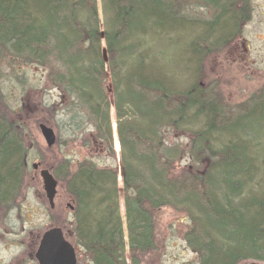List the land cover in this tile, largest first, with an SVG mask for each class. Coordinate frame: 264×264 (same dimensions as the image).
I'll return each instance as SVG.
<instances>
[{
    "label": "trees",
    "instance_id": "trees-1",
    "mask_svg": "<svg viewBox=\"0 0 264 264\" xmlns=\"http://www.w3.org/2000/svg\"><path fill=\"white\" fill-rule=\"evenodd\" d=\"M248 2L101 0V30L96 0H0V73L46 69V85L60 98L41 101L37 112L39 122L55 127L54 145L62 134L71 141L84 135L83 147L95 142L114 160V116L121 189L118 165L86 158L71 168L62 157L55 166L45 156L52 147L40 151L39 167L71 200L72 222L50 213L51 227L65 232L70 225L77 257L142 264L156 249V214L168 207L188 219L183 240L197 264L264 263V86L229 107L197 79L203 59L240 33ZM193 6L210 15L196 17L201 34L182 39ZM0 100L5 218L23 187L29 146L1 93Z\"/></svg>",
    "mask_w": 264,
    "mask_h": 264
},
{
    "label": "rangeland",
    "instance_id": "rangeland-1",
    "mask_svg": "<svg viewBox=\"0 0 264 264\" xmlns=\"http://www.w3.org/2000/svg\"><path fill=\"white\" fill-rule=\"evenodd\" d=\"M248 1L250 17L241 25L240 33L226 47L203 59L197 78L198 83L203 87L207 86L216 90L222 101L229 107L243 103L264 86V0ZM96 6L99 26L103 30L101 0H96ZM190 9L191 12L188 14L191 15L186 16L189 19H183L187 26L184 25L180 32L182 39L186 38L187 33L191 34V31H194L193 35L200 33L201 28L196 17L203 19L210 15L207 8L193 6ZM101 46L104 49L103 40ZM103 54L105 56V51ZM1 71L0 93L11 109L12 119L25 128L29 152L26 162L27 174L16 205L5 218L0 215V264H37L34 253L43 232L51 228L50 213H53V216L66 217L69 224L73 219L72 212L67 206H71V200L64 193L62 186L59 184L57 186L54 208L51 210L45 197L39 169L34 170L31 167L32 163H42L40 151H44L47 147L38 125L44 124L49 127V123L38 121L40 112H37V107L41 101L56 103L60 95L56 89L46 85L45 68L30 65L15 68L13 72L2 67ZM52 125H54L53 122ZM50 128L57 137L55 127ZM113 133L117 141L116 123L111 113V143L114 160L105 157L104 150L95 142L91 141L89 147H83L84 135L71 141L66 134H62L60 145H52L51 152L44 155L49 164L55 166L62 157L71 162V168L78 161L86 158L92 159L97 165L108 163L117 166L119 147L115 145ZM186 163L187 160H182L176 170L182 169ZM117 186L121 189V179L118 177ZM119 205L124 222L121 198ZM155 218L156 249L143 258L142 264H197L196 254L186 246L183 240V234L189 226L188 219L168 207L159 209ZM70 231L71 227L68 225L64 236L72 243ZM124 240L125 256L128 257L126 233ZM77 260L78 264H91L82 254L77 257Z\"/></svg>",
    "mask_w": 264,
    "mask_h": 264
},
{
    "label": "water",
    "instance_id": "water-1",
    "mask_svg": "<svg viewBox=\"0 0 264 264\" xmlns=\"http://www.w3.org/2000/svg\"><path fill=\"white\" fill-rule=\"evenodd\" d=\"M38 128L46 146L51 147L55 142L53 129L44 124H39ZM31 166L33 169H37L39 165L38 163H32ZM119 175L121 177V173H119ZM39 176L42 181L48 205L50 208H53L54 197L57 191V180L47 169H40ZM34 257L38 264H76L74 248L71 243L65 239L59 227H52L43 232L39 239ZM244 264L264 263L260 261H250Z\"/></svg>",
    "mask_w": 264,
    "mask_h": 264
},
{
    "label": "flooded vegetation",
    "instance_id": "flooded-vegetation-1",
    "mask_svg": "<svg viewBox=\"0 0 264 264\" xmlns=\"http://www.w3.org/2000/svg\"><path fill=\"white\" fill-rule=\"evenodd\" d=\"M62 230V229H61ZM62 232H63V230H62ZM63 235H64V232H63ZM65 237V236H64ZM39 242V241H38ZM74 248V252H75V257H76V264H78V260H77V253H76V249H75V247H73ZM36 251V250H35ZM36 260V259H35ZM36 263H37V261H36ZM10 264H13V263H10ZM38 264V263H37Z\"/></svg>",
    "mask_w": 264,
    "mask_h": 264
}]
</instances>
